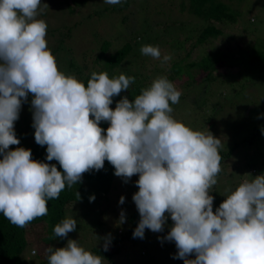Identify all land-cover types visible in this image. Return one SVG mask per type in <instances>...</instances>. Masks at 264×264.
<instances>
[{
    "label": "clouds",
    "instance_id": "9594fccd",
    "mask_svg": "<svg viewBox=\"0 0 264 264\" xmlns=\"http://www.w3.org/2000/svg\"><path fill=\"white\" fill-rule=\"evenodd\" d=\"M121 4L122 0H104ZM48 4L41 0H0V213L13 225L27 227L48 215L47 202L81 184L83 175L104 168L128 183L138 175L132 200L139 213L133 238L145 229L163 232L158 239L174 242L173 259L183 264H264V173L245 179L213 211L210 194L218 183L222 157L219 138L193 130L172 117L182 92L166 76L156 77L131 101L122 96L135 77L93 71L87 86L60 71L47 45V23L37 19ZM143 56L168 65L170 54L143 45ZM31 94L32 127L36 144L46 146L45 160L32 159L19 145L14 123L22 102ZM107 122V129L99 125ZM264 134V129H262ZM58 162L60 169L56 164ZM77 200L80 193L76 191ZM95 196H89L93 202ZM125 198H119L124 204ZM119 223L125 222L122 210ZM72 217L61 220L49 239H65L76 231ZM97 237V236H96ZM111 235L97 237L109 250ZM48 264H104L77 240L46 248ZM35 251L33 255H35ZM194 256L195 258H189Z\"/></svg>",
    "mask_w": 264,
    "mask_h": 264
},
{
    "label": "rangeland",
    "instance_id": "374dc122",
    "mask_svg": "<svg viewBox=\"0 0 264 264\" xmlns=\"http://www.w3.org/2000/svg\"><path fill=\"white\" fill-rule=\"evenodd\" d=\"M128 1L126 8H118L116 5L106 4L104 0H41L42 3L48 4L49 9L37 19L44 20L48 25L47 45L56 62L58 61V69L79 80L80 75L74 70H79L83 61L88 66L93 64L104 40L109 43L105 56L121 49L129 42L131 49L128 55L119 67L111 70L120 73L125 69L127 73L136 74L142 83L148 85L158 76H169L168 79L182 92L180 102L170 105L173 108L171 115L177 121L193 130L207 132L208 119H215L211 133L220 139L222 147L225 142L228 144L242 139L251 126L264 123V69L260 64L255 67L258 62L252 58L251 50L245 48L246 38L240 31V28H247L245 26L247 17L250 21L255 20L252 22L254 24L264 23V0H259L260 6L255 9L248 7L251 0L239 3L240 5L234 2L233 8L240 10L236 21L233 24L215 22L221 32L217 37L208 36L203 42H200L203 23L189 10L187 0ZM57 27H63L65 32L68 27H72L69 38H65L63 42L66 49L64 56L68 55L70 60L66 58V61H60L59 52L55 51L56 41L60 40V31ZM258 44L262 45L261 41ZM143 45L158 46L162 55L172 56L171 61L161 67L160 61L141 54L140 48ZM244 50L247 54L242 56ZM225 53H231L236 59L227 60L226 66L216 68L219 59H222L221 55ZM105 56L103 54L99 58L95 70L98 73L107 72L110 78L112 71L106 67ZM70 62L73 67L70 66ZM230 62L235 64V67L230 65ZM199 64L201 67L198 66ZM238 65H244L242 76L238 71L242 69ZM172 66L182 67L181 73L172 70ZM239 77L245 82V87L242 92L239 90V93L235 94L238 88H241ZM204 100L206 102L203 103ZM17 129H22V109L19 119L14 123V130ZM28 137L33 139L31 132ZM259 146L264 150V143ZM251 150V147L240 145L231 158L227 159L228 165L231 167L236 165L235 168L240 170V174L235 173L234 177L240 183L264 173V165L261 166L259 163L261 157L258 156L253 160V155H250ZM251 164L258 168L254 166L250 168ZM138 178V175L131 177L128 185H133L132 187L125 186L121 179L122 189L120 193L116 192L120 196L115 201V196H112V202L109 200L108 203H111L106 207L115 205L121 208L127 201V204H132L130 196L138 191L135 183ZM116 182L119 183V180ZM217 186L224 191L226 187L230 188V185L224 184V181ZM230 189L234 190V188ZM121 196L127 198L122 205L119 204ZM79 205L80 203L75 204L66 212L67 217L70 216L77 221L76 231L69 233L68 239L77 240L85 250L97 254L93 252V247L103 244V240L98 241L97 237L125 234H120V231L125 232L127 229L124 223L113 221L114 212L108 211L107 216L104 215V220L108 221L105 227L104 225L94 227V212L89 213L87 210L85 215L77 216L75 208L82 209ZM131 207L136 206L134 204ZM171 226L166 222L163 232L160 233L145 229L143 239L123 238L119 242V250L110 255L109 261L106 260L108 257L101 255L105 259L104 264H183V260L172 258L177 250L175 243L166 240L161 242L158 239V237L163 238ZM34 251L36 253L37 249L32 244H28L23 257L30 264H39L45 259L46 251L33 255Z\"/></svg>",
    "mask_w": 264,
    "mask_h": 264
},
{
    "label": "trees",
    "instance_id": "16d2710c",
    "mask_svg": "<svg viewBox=\"0 0 264 264\" xmlns=\"http://www.w3.org/2000/svg\"><path fill=\"white\" fill-rule=\"evenodd\" d=\"M189 4V10L195 14L201 23H203V28L200 33V38H202L203 42L204 40L208 39V36H215L217 37L219 32L221 30L219 27L215 24L216 23H225V24H233L236 19L240 15V10L236 7L233 8L232 4L235 2L237 4H241L243 2H246L248 0H187ZM250 1V0H249ZM259 0H251L249 2V9H255L257 6H260ZM64 2V1H63ZM65 3V2H64ZM129 4L128 0H122L121 4H117L116 6L118 8H126ZM239 4V5H240ZM262 4V3H261ZM253 12V10H251ZM239 12V13H238ZM247 17L246 20V27L247 28H240V31L244 34V37L246 38L245 42V48H249L251 50L252 58L258 62L256 66H259L260 64L262 68L264 69V23L259 24L260 22L254 24L248 20ZM214 21V23H212ZM242 21V20H241ZM248 21L251 23L248 25ZM251 27V28H248ZM63 27H57V30L60 31L59 37L60 40L57 42V48L55 49L58 53L59 60H64L68 58V55L64 56V50L65 45H63L64 39L69 38L70 32L72 27H68L66 32L63 31ZM54 30L55 27H54ZM261 41L262 45H259L258 42ZM257 46H256V44ZM238 44V43H237ZM109 43L108 41L104 40L102 44L99 47V51L95 55L94 63L88 66L84 61L81 64V67L79 70H74L76 73L80 75L79 81L85 84V87L87 86V81L90 78V75L95 70V65L99 64V58L101 56H105V51L108 49ZM131 49V44L129 42L125 43L124 46H122L121 49H118L108 55L105 56V63L106 67L108 69L115 70L116 67H119L121 63L124 61L126 56L128 55L129 51ZM86 55V52L84 53ZM247 54V51L244 50L242 52V56H245ZM92 57V56H91ZM94 57V56H93ZM222 59H219V65H217L216 68L219 69L222 66H226L227 60H235L236 58L231 55V53H225L224 55H221ZM247 57V56H246ZM58 62V61H57ZM246 64V63H245ZM249 64V63H247ZM230 65H233L235 67V64L230 62ZM70 66L73 67L72 63L70 62ZM190 66V64L188 65ZM198 66L201 67L199 64ZM240 69L238 70L239 74L242 76L244 75V65H238ZM71 67V68H72ZM97 67V66H96ZM206 68V65L204 66ZM237 68V67H236ZM172 70H175L179 73H181L182 67H171ZM111 70V71H112ZM214 71V70H213ZM120 73H124L127 76H133L135 77V82L130 85L128 91L122 92L120 96L113 97V103L110 105L111 108H115L116 102L121 99L122 96H127V98L131 101L134 99L137 95L140 94L141 89L146 88L150 85L142 83V81L136 76L134 73H127L124 70H122ZM120 73H116L115 71H112V77L118 76ZM212 73V71H210ZM169 78V76H166ZM206 77H208V74H206ZM264 78V77H263ZM240 79V85L241 88H238L237 92L235 94H238L239 90L242 92V90L245 87V82L242 78ZM243 81V82H242ZM31 94H29L27 102H22V129H17L15 131L16 137L19 139L20 144L19 145H10L9 149L13 150L16 147H23L26 149H30L32 152V159L36 161H42V162H48L45 160L46 157V146H40L36 144L34 139V128L32 127V110H31ZM206 102L205 100L203 103ZM218 121V120H216ZM215 124V119L209 118L207 123V130L211 132L212 127ZM103 129H107L108 123L107 122H101L99 125ZM262 129H264V123L261 125L251 126L246 131V134L242 139H239L237 141H233L230 143H226L221 149L219 150V154L222 157L221 160V169L218 176V183H223L226 185H230V188H236L240 182H238L234 177L235 173L240 174V170L236 169L234 165L231 167L228 165L227 159L231 158L233 152L241 145L244 147H251L252 148V159L255 160L258 156L261 157V160L259 161L260 165H264V150H262V147L259 146L260 144H263L264 142V134H262ZM206 130V131H207ZM30 132L33 135V139H29ZM257 154V155H256ZM251 157V156H250ZM2 158V157H0ZM49 163L56 164V167L58 170L62 171L60 169V166L58 162L51 161ZM254 165L251 164L249 167H253ZM237 167V166H236ZM257 167V166H254ZM249 168V169H250ZM258 168V167H257ZM236 169V170H235ZM239 170V171H238ZM234 178V180H233ZM122 178L117 177L114 175V168L112 165L109 164L108 161L104 162V168L99 171H93L90 173H85L83 175V181L81 184H78L74 186L72 189L65 188L64 191L60 193L59 199L49 200L47 202L48 206V215L44 217L37 218L33 220L27 227L25 228H19L15 225L11 224L2 213H0V264H30L28 263L25 258L23 257V252L26 250L28 244H32L33 247L37 249V252L46 250L47 247L51 246L53 248H60L64 247L66 244V241L68 239V236L65 239L55 238V239H49L53 236V228L56 224H58L61 220L67 218V210L71 209L75 204L80 203L79 206H82L81 210L77 211V216L85 215L87 213V210H89V213H93V216L95 214V222L94 227H99L104 225V227L107 224V220H104V215L107 216L108 211L115 213L114 222L119 221L120 212L123 210L125 213V222L124 225L126 226V231H120V234H124L122 236L116 235L115 237L111 236V248L108 251H104L102 246H96L93 247V252L97 253L98 255H104L105 257H108L106 260H110V255L116 251L119 250V242L120 240H123V238H132L133 231L136 228L138 222H139V213L136 209V207H131L133 204L132 195L130 196V199L132 200V204H127L121 208H118V206L114 207H106L108 204L112 202L111 198L112 196H115L114 201L117 199L119 194L117 195L116 192L120 193V190L122 189ZM119 180V183L116 181ZM233 181V182H232ZM115 183V184H114ZM130 184V182H128ZM128 183H125V186L132 187L133 185H128ZM217 183V184H218ZM76 191L80 193V200H77L76 197ZM214 197L213 202V211L217 207H219L220 203L225 199V196L228 193H225L223 189H220L217 185L214 186L213 192L210 193ZM94 195L95 200L93 202H89V196ZM127 199V198H125ZM109 200L111 201L110 203ZM96 210V212H95ZM82 214H78V213ZM167 223H170V226L172 225L171 218L168 217L166 220ZM69 235V234H68ZM55 243V244H54ZM177 251V250H176ZM176 253V252H175ZM44 260H42L39 264H48L46 259V254L44 255ZM189 258L194 259V256H191Z\"/></svg>",
    "mask_w": 264,
    "mask_h": 264
}]
</instances>
